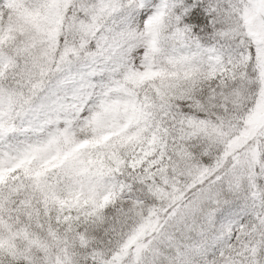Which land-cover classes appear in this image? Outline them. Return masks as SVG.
Instances as JSON below:
<instances>
[{"label": "snow or ice", "instance_id": "6c2138e0", "mask_svg": "<svg viewBox=\"0 0 264 264\" xmlns=\"http://www.w3.org/2000/svg\"><path fill=\"white\" fill-rule=\"evenodd\" d=\"M0 264H264V0H0Z\"/></svg>", "mask_w": 264, "mask_h": 264}]
</instances>
